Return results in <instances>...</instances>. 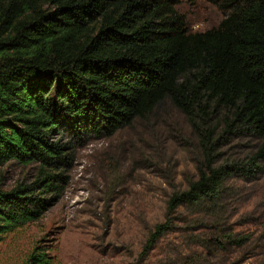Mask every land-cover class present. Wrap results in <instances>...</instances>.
Listing matches in <instances>:
<instances>
[{
	"label": "trees",
	"instance_id": "1",
	"mask_svg": "<svg viewBox=\"0 0 264 264\" xmlns=\"http://www.w3.org/2000/svg\"><path fill=\"white\" fill-rule=\"evenodd\" d=\"M181 1L197 0H0V166L39 164L43 176L0 189V241L42 216L40 195L67 160L53 140L59 128L77 141L108 138L164 103L197 139V178L170 196L140 256L147 260L182 210L196 215L183 218L196 233L171 264H241L264 241V226L261 236L237 232L224 203L230 175L248 181L264 163V0H203L224 16L204 32L188 29ZM242 137L258 141L250 168L218 163ZM258 248L253 264H264Z\"/></svg>",
	"mask_w": 264,
	"mask_h": 264
},
{
	"label": "rangeland",
	"instance_id": "2",
	"mask_svg": "<svg viewBox=\"0 0 264 264\" xmlns=\"http://www.w3.org/2000/svg\"><path fill=\"white\" fill-rule=\"evenodd\" d=\"M176 10L191 32L214 29L224 18L203 0L181 1ZM53 140L64 146L67 160L55 170L53 187L40 195L42 216L0 241V264H33L34 253H44L48 264H171L186 252L182 238L196 232L187 231L195 225L183 218L196 215L182 210L147 260L140 256L150 231L165 221L170 196L197 178V139L181 112L164 103L112 137L77 141L62 126ZM257 145L255 139H233L220 150L218 163L239 161L250 168ZM258 167L248 181L232 173L226 182L229 224L243 235L261 236L264 226V163ZM37 180H43L39 164L0 166L3 191ZM35 190L38 195L42 187ZM259 244L264 241L249 248L241 264H253Z\"/></svg>",
	"mask_w": 264,
	"mask_h": 264
}]
</instances>
